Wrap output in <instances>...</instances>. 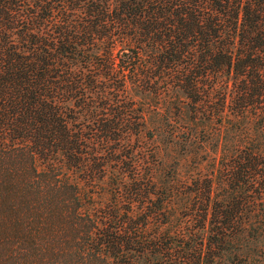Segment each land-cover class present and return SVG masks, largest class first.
Wrapping results in <instances>:
<instances>
[{"label":"trees","instance_id":"obj_1","mask_svg":"<svg viewBox=\"0 0 264 264\" xmlns=\"http://www.w3.org/2000/svg\"><path fill=\"white\" fill-rule=\"evenodd\" d=\"M263 167L264 0H0V264H234Z\"/></svg>","mask_w":264,"mask_h":264},{"label":"rangeland","instance_id":"obj_2","mask_svg":"<svg viewBox=\"0 0 264 264\" xmlns=\"http://www.w3.org/2000/svg\"><path fill=\"white\" fill-rule=\"evenodd\" d=\"M156 86H164V85H156ZM208 86V85H203ZM201 86V87H203ZM148 99V98H147ZM152 103L154 102V98L151 97ZM209 100V97H208ZM207 100V101H208ZM165 101L168 103L170 101H176L177 105L180 107L183 105V101H187V99L182 96L181 93H175L174 98L167 97L165 96ZM209 103V102H207ZM181 113L182 110L180 108ZM168 115H171L169 112H167ZM159 116L155 121H158ZM188 119L186 115H183L180 117L179 121L183 120V122ZM152 124L149 122L144 131L142 132L141 135L138 136L141 144H143L147 150V152H152L156 151V147H161L162 151V161L164 162L165 166H170L173 165L175 167V170L177 169L178 172L175 173L172 172L171 174V179L174 181H177V179H185V181H190V179H195L197 175L200 176H209V171L212 170L213 165L210 164V160L212 159L215 155V152L209 151L212 150V147L209 146V129L207 131L199 133L198 131L203 129V124H200L197 127V132L198 135L196 134V137L192 138L193 143L191 146L186 145L187 143L185 142H178L177 146L174 148L170 147H163L162 143H158L156 139V143L154 139L149 138V134H153L154 130L147 132L146 134L143 135V133L147 130V128L151 127ZM209 128V126H208ZM178 130V129H177ZM176 130V131H177ZM175 133V132H174ZM187 136L186 134H184ZM165 136H167L165 134ZM162 137V134L158 136V138ZM185 138V137H183ZM159 140V139H158ZM162 141V139H160ZM190 151V152H189ZM220 156V154H218ZM222 159L217 158L215 162L217 164L221 163ZM225 163V161H224ZM180 171V172H179ZM263 172H264V167H263ZM188 183V182H187ZM258 208L260 209V216H253L251 218L252 222L255 224L259 223L256 227L258 230H252L249 232H244L241 235V240L238 243V248L235 247L233 248L230 258L233 260L234 264H264V193L262 195L261 200H258ZM245 237V241L243 242L242 238ZM215 261V259H214ZM224 264V262H222ZM226 264H231L229 261L226 262Z\"/></svg>","mask_w":264,"mask_h":264}]
</instances>
